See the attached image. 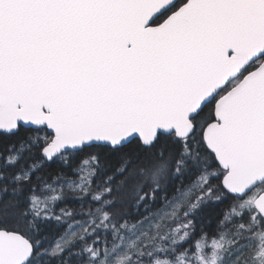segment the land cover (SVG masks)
<instances>
[{
  "label": "snow or ice",
  "instance_id": "snow-or-ice-1",
  "mask_svg": "<svg viewBox=\"0 0 264 264\" xmlns=\"http://www.w3.org/2000/svg\"><path fill=\"white\" fill-rule=\"evenodd\" d=\"M0 264H264V0H0Z\"/></svg>",
  "mask_w": 264,
  "mask_h": 264
},
{
  "label": "trees",
  "instance_id": "trees-1",
  "mask_svg": "<svg viewBox=\"0 0 264 264\" xmlns=\"http://www.w3.org/2000/svg\"><path fill=\"white\" fill-rule=\"evenodd\" d=\"M68 207L74 208V209H78L79 205H77V204H69Z\"/></svg>",
  "mask_w": 264,
  "mask_h": 264
}]
</instances>
